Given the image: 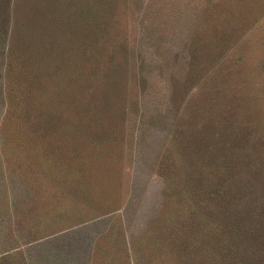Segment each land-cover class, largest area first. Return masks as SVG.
I'll return each instance as SVG.
<instances>
[{
  "label": "rangeland",
  "instance_id": "374dc122",
  "mask_svg": "<svg viewBox=\"0 0 264 264\" xmlns=\"http://www.w3.org/2000/svg\"><path fill=\"white\" fill-rule=\"evenodd\" d=\"M0 82L16 87L13 111L40 86L34 99L49 113L90 122L80 138L112 139L70 145L86 155L93 200L25 168L0 133V264H89L113 212L122 213L114 236L125 234L136 264H151L140 250L148 239L188 235L177 194L190 189L194 156L203 174L205 155L227 160L238 182L218 221L239 213V228H256L221 245L264 264V0H0ZM153 210L163 213L146 234ZM96 244L95 264H110L111 250ZM166 250L173 258L176 248Z\"/></svg>",
  "mask_w": 264,
  "mask_h": 264
},
{
  "label": "trees",
  "instance_id": "16d2710c",
  "mask_svg": "<svg viewBox=\"0 0 264 264\" xmlns=\"http://www.w3.org/2000/svg\"><path fill=\"white\" fill-rule=\"evenodd\" d=\"M93 61L101 65L102 60L99 57H94ZM7 84L6 82H0V104L2 107L0 110V133L7 140L12 150L23 159L26 165L25 168L34 170L35 175L41 174L45 180L51 181L52 184L60 182L62 185L71 186L76 193H89L90 197L95 200L94 194L88 188V182L85 181L86 177L89 178L85 171L86 162L84 158L86 155L81 147L71 148L70 145L93 144L102 147L110 143L112 139L108 142L107 136L99 134L96 137L88 134L85 138H80L79 135L83 133L81 130L87 129L90 122L85 120L77 123L66 122L65 118L49 113L48 108L51 105L49 101L36 102L34 99L35 97L39 101L42 99L40 86H36L35 94L30 93V98L22 102L19 113L13 111L12 107L14 102L17 101L15 98L16 87L10 85L9 82ZM32 101L35 104H32ZM91 106H95V104L91 102L88 106L79 108L89 112L87 108ZM32 108L41 110L31 113ZM10 118H13L14 127L11 130H6L4 126L9 124ZM101 157L107 160L110 159L108 158V152L107 155L102 154ZM101 157H95L94 159H101ZM204 157L207 158L202 159L203 174H200L199 158L194 156L193 161L197 162V166L193 169V181L190 184V189L187 194L185 193L186 190L182 191L181 194H177V199L180 200V210H183V208L189 209V216L185 218V223L189 225L186 227L188 235L181 239L178 232L171 233L174 236L170 237L172 238L170 242L167 241L168 238L160 239L162 245H160L161 241L153 242L155 240L148 239V243L140 247V250L150 254L151 264H262L257 253L253 254V260L251 261H247L243 255L240 259L235 260L233 245H221L219 239L221 237L231 234L232 242L234 241V232H237V239L243 240L256 235L254 230L256 228L252 223L250 224L251 227L239 228V218H245V215L239 213L234 218L231 216V221L228 222L231 214L229 212V218L226 221L227 227L218 221V205L223 204V208L225 207L226 202L235 192L233 189H236L238 182L236 183L232 172H230L227 160L217 162L216 156L209 157L205 155ZM211 157H215V159H210ZM215 161L217 165L214 164ZM12 172L16 171L13 170ZM201 175H203L202 185L199 184ZM67 182L71 183L67 184ZM234 183L236 184L234 185ZM165 195H171L170 191L163 190L162 201ZM104 208L106 211L112 212L110 203L105 204ZM157 212L158 210L151 212L146 225H144L146 226V232L144 231V233L149 232L147 229L155 222V215L163 213L161 210V213ZM257 212V209L249 211L250 216L248 218L251 219V222L258 220L259 212L256 215ZM111 215L112 220L104 228L100 238L96 236L91 241L93 245L91 244L88 252L89 264H95L94 246H97L96 243L99 242V239L106 243L107 249L111 250V254L109 252L106 254L110 259V264H136L133 260V254L129 252L130 242L125 234L121 233L119 237L114 236L113 220L121 216L122 213L115 215L113 212ZM194 229L198 230L194 232ZM166 245L172 246L173 249L176 248L174 253L172 252L173 258L163 255L168 250H166ZM110 247L114 249H110ZM200 250H202V254H199ZM158 253H161V255H158Z\"/></svg>",
  "mask_w": 264,
  "mask_h": 264
}]
</instances>
